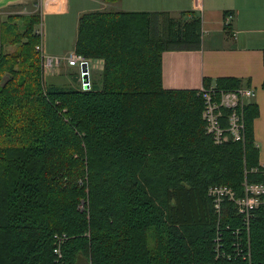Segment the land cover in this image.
Instances as JSON below:
<instances>
[{
  "label": "trees",
  "instance_id": "trees-1",
  "mask_svg": "<svg viewBox=\"0 0 264 264\" xmlns=\"http://www.w3.org/2000/svg\"><path fill=\"white\" fill-rule=\"evenodd\" d=\"M27 16L17 51L0 49V264H264V192L247 216L224 200L218 220L207 191L264 184L256 105L242 107L241 140L216 144L200 91L161 86L160 52L197 48L198 15L81 14L73 51L102 61L87 89L43 80Z\"/></svg>",
  "mask_w": 264,
  "mask_h": 264
},
{
  "label": "crops",
  "instance_id": "crops-1",
  "mask_svg": "<svg viewBox=\"0 0 264 264\" xmlns=\"http://www.w3.org/2000/svg\"><path fill=\"white\" fill-rule=\"evenodd\" d=\"M40 9L42 15H67L70 13L69 0H38L36 3L35 0H0V20H21L20 16L35 14ZM94 10L157 12L176 17L179 13L190 12L192 7L191 0H91L89 8L75 7L74 36H70L69 44L62 49L50 52V56L61 55V67L68 70L60 76L65 78L64 82L58 84L74 86L73 83H80L79 71L75 76L78 68L68 65L66 58L75 53L78 17ZM194 12L200 23V44L197 48L160 52L161 86L199 90L204 78L213 81L217 77H233L239 79L240 86L253 88V97L248 102L257 107L252 120V141L257 149V163L261 166L264 164V89L260 86L264 77V0H201V9ZM35 25L33 31L37 33ZM98 64L101 67L102 61ZM69 70L73 75L67 74Z\"/></svg>",
  "mask_w": 264,
  "mask_h": 264
},
{
  "label": "rangeland",
  "instance_id": "rangeland-1",
  "mask_svg": "<svg viewBox=\"0 0 264 264\" xmlns=\"http://www.w3.org/2000/svg\"><path fill=\"white\" fill-rule=\"evenodd\" d=\"M38 0H35V3ZM91 0H69V7H70V13L67 15H62V14H41V9L38 10L35 14L36 17V24L35 27L37 29V37H38V44H40L41 51H38L39 57H40V73L42 78L45 77V82L53 81L58 84L59 82L65 80V78H60L62 73H65L68 71L66 68H62V59L59 57H56L58 59V62L56 64H47L44 62L45 57H51L55 58L50 52L55 51V50H60L67 44H69L70 36L75 34L74 27H73V20H74V13L73 9L76 7L78 8L79 6H83L85 8L90 7ZM92 6V5H91ZM99 9V7H98ZM56 10V9H55ZM97 10V9H95ZM94 10V11H95ZM17 18V17H15ZM20 19H9L1 21L0 20V49L3 51V54L7 53H12L14 51H17L19 48V43L24 36L21 34L23 31V28H26L27 24V15L20 16ZM23 19V20H22ZM11 35V36H10ZM9 36V37H8ZM36 44V43H35ZM35 44L33 45V49L35 50ZM11 50V51H10ZM84 62H86V83H87V88L90 87L91 82L93 80H97L100 77V71L101 67L98 62H101V59L96 58V59H91V58H84ZM50 66L48 68H45L44 66ZM56 65V66H55ZM15 67V66H14ZM77 66H73L72 68L76 69ZM78 68V67H77ZM92 69V70H91ZM78 70H75V76H78ZM81 72L79 71V82L81 84ZM67 74H72L71 70ZM73 75V74H72ZM51 76V78L49 77ZM62 77V76H61ZM51 82V83H53ZM85 83V84H86ZM74 86H77L73 83ZM212 86V85H210ZM209 87V86H208ZM207 87V88H208ZM235 89V88H233ZM202 90H204L203 87L199 89L200 95L202 98ZM253 97V96H252ZM203 100V98H202ZM203 106H204V101H203ZM203 109V107H202ZM202 119V118H201ZM241 140V139H240ZM232 141H238L237 138L232 139ZM256 183V182H253ZM224 187H227L225 184H216V185H211L207 188V191L209 192V197L211 201V205L213 209L215 210L214 212L216 213V217L220 218L222 213L220 212L221 210V204L224 200L228 199V196L224 197L221 196L223 190L225 189ZM214 193V194H212ZM253 194V193H252ZM248 202V203H245ZM254 198H251L250 196H247V199L244 201V205L247 207L253 206ZM81 207V203L79 205ZM237 212L239 215H246L247 213L242 212V209H239L238 206H236ZM218 218V220H220ZM153 244V235H149L147 237V246H150Z\"/></svg>",
  "mask_w": 264,
  "mask_h": 264
},
{
  "label": "built area",
  "instance_id": "built-area-1",
  "mask_svg": "<svg viewBox=\"0 0 264 264\" xmlns=\"http://www.w3.org/2000/svg\"><path fill=\"white\" fill-rule=\"evenodd\" d=\"M191 7L192 11H199L201 9V0H191ZM34 48L36 51H41L40 44L36 45ZM44 62L51 66L52 64H56L58 59H56V57H45ZM82 62H84L83 57L76 53H72L66 58V63L70 66L79 67ZM50 66L44 67L48 68ZM85 83L81 81L80 86L82 89H86L87 83ZM202 92L204 106L201 111V118L205 122V132L209 135L211 134L210 136L216 144H221L227 140L235 138H237V140L242 139V107L247 104L248 100L253 96V88L239 86L230 90H218L213 86H209L208 88H204ZM223 110L227 111L224 116L225 123L222 122V117L224 115ZM251 170L254 171L255 168ZM241 185L244 190L243 197L235 198L230 187H224L225 189L221 193V196H228V200L233 199L237 204L236 206H238L239 209H242V212L246 213V210L252 206L247 207L244 205L245 203H248H244L245 199H247V196L254 198L253 205H255L258 202L256 195L264 192V184L247 182L244 180ZM216 228H218V226H216ZM53 253L56 254V256H59L58 243L54 247ZM218 253L220 252L218 251Z\"/></svg>",
  "mask_w": 264,
  "mask_h": 264
},
{
  "label": "water",
  "instance_id": "water-1",
  "mask_svg": "<svg viewBox=\"0 0 264 264\" xmlns=\"http://www.w3.org/2000/svg\"><path fill=\"white\" fill-rule=\"evenodd\" d=\"M79 71L81 72L80 74H81V81L83 82V83H85V81H86V63L85 62H82L80 65H79Z\"/></svg>",
  "mask_w": 264,
  "mask_h": 264
},
{
  "label": "bare ground",
  "instance_id": "bare-ground-1",
  "mask_svg": "<svg viewBox=\"0 0 264 264\" xmlns=\"http://www.w3.org/2000/svg\"><path fill=\"white\" fill-rule=\"evenodd\" d=\"M242 123H243V121H242ZM242 130H243V127H242ZM243 133V132H242Z\"/></svg>",
  "mask_w": 264,
  "mask_h": 264
}]
</instances>
